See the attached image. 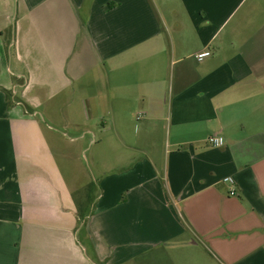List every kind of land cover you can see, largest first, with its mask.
Segmentation results:
<instances>
[{"label":"crops","instance_id":"1","mask_svg":"<svg viewBox=\"0 0 264 264\" xmlns=\"http://www.w3.org/2000/svg\"><path fill=\"white\" fill-rule=\"evenodd\" d=\"M54 96L111 120L96 183L58 166ZM0 264H264V0H0Z\"/></svg>","mask_w":264,"mask_h":264},{"label":"rangeland","instance_id":"2","mask_svg":"<svg viewBox=\"0 0 264 264\" xmlns=\"http://www.w3.org/2000/svg\"><path fill=\"white\" fill-rule=\"evenodd\" d=\"M66 105L58 102V96L51 97L38 110L39 118L49 128L47 133L58 155V166L70 186L77 187L81 180L96 183L102 171L100 166L106 148L101 143L104 141L114 148L109 155L110 160L115 163L119 157V150L115 149L119 147L118 136L106 133L105 127H108L111 120L104 113L101 103L88 104L89 114L84 110L85 104L73 103L71 107ZM63 107V114L58 118V112ZM67 122L69 128H66ZM134 123L127 131L132 140L141 134L140 127L136 126L137 120ZM92 192L98 195L97 190Z\"/></svg>","mask_w":264,"mask_h":264},{"label":"built area","instance_id":"3","mask_svg":"<svg viewBox=\"0 0 264 264\" xmlns=\"http://www.w3.org/2000/svg\"><path fill=\"white\" fill-rule=\"evenodd\" d=\"M212 55L211 51L206 50L203 52L198 53L195 58L198 61H203L206 58L210 57ZM140 118V117H139ZM208 143L210 146L218 148V147H222L225 144V140L224 138L217 136V135H213L209 138ZM224 182L229 184L231 186V192L230 195L231 196H237V183L236 180L233 177H228L226 179H224Z\"/></svg>","mask_w":264,"mask_h":264},{"label":"trees","instance_id":"4","mask_svg":"<svg viewBox=\"0 0 264 264\" xmlns=\"http://www.w3.org/2000/svg\"><path fill=\"white\" fill-rule=\"evenodd\" d=\"M94 189V185L90 184L89 186H87L86 188H84V190L82 191L85 194V199L84 202L81 204L79 203V222L81 225H85L88 217L91 215V203H92V199H91V193ZM86 208V209H84Z\"/></svg>","mask_w":264,"mask_h":264}]
</instances>
